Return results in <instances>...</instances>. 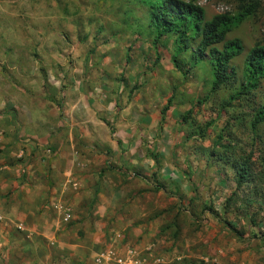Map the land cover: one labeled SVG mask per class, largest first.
<instances>
[{
    "label": "rangeland",
    "instance_id": "rangeland-1",
    "mask_svg": "<svg viewBox=\"0 0 264 264\" xmlns=\"http://www.w3.org/2000/svg\"><path fill=\"white\" fill-rule=\"evenodd\" d=\"M256 2L227 36L244 47L231 62L232 84L213 91L209 57L193 59L199 40L177 69L175 38L156 49L150 7L138 1L0 0L1 114H28L27 130L44 143L18 160L25 168L58 162L55 137L73 148L60 161L75 169L82 191L75 210L65 207L69 222L55 211L52 240L0 216V264H68L69 251L96 264L86 248L120 255L123 246L127 264H264V124L250 123L264 81L233 99L249 52L264 46V0H197L208 21ZM247 158L257 177L239 186L232 163ZM61 226L72 250L33 249V240L54 245Z\"/></svg>",
    "mask_w": 264,
    "mask_h": 264
},
{
    "label": "crops",
    "instance_id": "crops-1",
    "mask_svg": "<svg viewBox=\"0 0 264 264\" xmlns=\"http://www.w3.org/2000/svg\"><path fill=\"white\" fill-rule=\"evenodd\" d=\"M46 102L53 104L55 107L58 105V102L55 103L50 100ZM17 114L18 116L14 112L8 111L0 115V216H9L15 220L21 219L26 223L29 231L33 227L32 232L37 231L38 234L46 236L48 240H52L55 238V235L51 234L52 232L49 234V229H55V224L60 223L55 219V215H57L55 211L60 212L58 207L61 205L64 207H69L67 205H70L75 210L78 204L77 199L80 198L82 193L80 188L81 180L74 176L75 169L69 165H63L62 161H60L61 157L62 159H66L68 158L67 156L74 153L73 148H70V146L64 147L61 142L53 137L50 142L54 143L56 141V145L59 146L57 148L62 149L60 155L57 157L58 162L40 165L34 163L27 168L22 167L18 159L24 156V159L28 160L30 155H38L42 147L41 145L44 143L37 136L31 137L30 130H27L30 119L29 115L24 114V117L21 118L20 113ZM16 117L17 123L15 121ZM49 134L47 131L45 135L46 142L49 139ZM52 134L54 133L52 132ZM25 136L30 138L28 144L21 143L19 140L25 138ZM85 195H88V193L86 192ZM99 208H101V205ZM86 210H88V206ZM14 226V232H16V224ZM86 228L88 229L90 226L87 224ZM57 229L61 233L58 235L59 240H55L54 245H51L48 240L43 244L33 240L32 243L34 244H29L32 247L34 246V250L39 248L46 250L50 246H55V249L64 246L65 250H72L70 244L65 246L66 244L62 242L69 235V231L63 233L62 231H65L64 226H61V228L57 227ZM40 239L42 240V238ZM29 244L25 245V250L29 249ZM122 248V250H119L120 257H124L126 260L128 259L124 251L126 248L124 246ZM85 250L93 252L92 255L94 254L93 258L95 256L94 261L96 264H99L97 258L102 254L108 251L116 252L112 248L104 250L102 247L98 249L94 247L86 248ZM69 252L70 254H67V256L70 257H66L65 260L68 261L65 262L68 264H86V254L81 253V251H78V255H76V251ZM89 262L91 261L89 260Z\"/></svg>",
    "mask_w": 264,
    "mask_h": 264
},
{
    "label": "trees",
    "instance_id": "trees-1",
    "mask_svg": "<svg viewBox=\"0 0 264 264\" xmlns=\"http://www.w3.org/2000/svg\"><path fill=\"white\" fill-rule=\"evenodd\" d=\"M135 1L150 7L149 29L156 49L164 38H175L176 47L172 63L177 69L182 67L180 55L193 49V43L199 40L197 54L193 59L198 63L205 55L209 57L212 70V90L217 91L232 84L235 72L231 68V62L243 53L244 47L240 39L227 40V36L258 10L259 2L247 6L237 15L222 13L208 21L205 10L197 4V0ZM221 45L222 48H220ZM244 77L245 83L233 99L250 94L264 81V46L257 44L249 52L245 62ZM48 100L58 102L55 97L49 96ZM168 109L169 107H166L162 111L164 116ZM250 123L254 130L264 124V101L252 114ZM223 137L222 132L219 140ZM262 161L264 165V157ZM232 164L239 186L251 184L253 179L256 180L257 175L264 177V169L254 177L251 158L238 160Z\"/></svg>",
    "mask_w": 264,
    "mask_h": 264
},
{
    "label": "built area",
    "instance_id": "built-area-1",
    "mask_svg": "<svg viewBox=\"0 0 264 264\" xmlns=\"http://www.w3.org/2000/svg\"><path fill=\"white\" fill-rule=\"evenodd\" d=\"M60 213L63 216V221L65 222H69L70 218H71V214H70V210H68L67 208H65L64 206H59L58 207ZM99 261V264H112L114 262H117V264H127V260L125 261V259H123L122 257H120V255L116 252H111L108 251L104 254H102L99 258H97Z\"/></svg>",
    "mask_w": 264,
    "mask_h": 264
}]
</instances>
